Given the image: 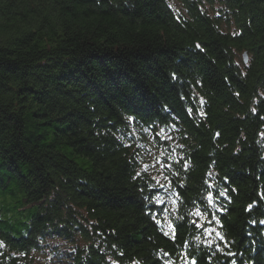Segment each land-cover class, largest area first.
<instances>
[{
	"label": "trees",
	"instance_id": "1",
	"mask_svg": "<svg viewBox=\"0 0 264 264\" xmlns=\"http://www.w3.org/2000/svg\"><path fill=\"white\" fill-rule=\"evenodd\" d=\"M177 1L0 0V264H264V0Z\"/></svg>",
	"mask_w": 264,
	"mask_h": 264
},
{
	"label": "rangeland",
	"instance_id": "2",
	"mask_svg": "<svg viewBox=\"0 0 264 264\" xmlns=\"http://www.w3.org/2000/svg\"><path fill=\"white\" fill-rule=\"evenodd\" d=\"M169 2L176 11L181 9V5L177 0H169ZM238 61L241 62V55L238 56ZM158 178L159 177H155V180H158ZM159 186L162 187L163 185ZM171 200H174V197L171 196ZM161 218H163L164 224H169L167 216H163ZM72 247H74L72 244H66L58 239H51L48 241L47 248L43 250V254L35 255V264H72L67 257V254H73L74 248Z\"/></svg>",
	"mask_w": 264,
	"mask_h": 264
},
{
	"label": "bare ground",
	"instance_id": "3",
	"mask_svg": "<svg viewBox=\"0 0 264 264\" xmlns=\"http://www.w3.org/2000/svg\"><path fill=\"white\" fill-rule=\"evenodd\" d=\"M240 55H241V63L244 64V65H246L248 63V56H247V54L245 52H243ZM243 55L245 56L246 61L243 60ZM165 264H168V263H165Z\"/></svg>",
	"mask_w": 264,
	"mask_h": 264
},
{
	"label": "snow or ice",
	"instance_id": "4",
	"mask_svg": "<svg viewBox=\"0 0 264 264\" xmlns=\"http://www.w3.org/2000/svg\"><path fill=\"white\" fill-rule=\"evenodd\" d=\"M197 47H199V45H197ZM191 111V109H189V112ZM129 119H131V118H129ZM220 195H223V193H220ZM145 199H147V197H145ZM208 199H209V201L211 202V200H212V196H211V194L209 195V197H208ZM3 242H0V244H2ZM217 247H219V245H217ZM192 264H195V261L194 260H192Z\"/></svg>",
	"mask_w": 264,
	"mask_h": 264
},
{
	"label": "water",
	"instance_id": "5",
	"mask_svg": "<svg viewBox=\"0 0 264 264\" xmlns=\"http://www.w3.org/2000/svg\"><path fill=\"white\" fill-rule=\"evenodd\" d=\"M243 60H244V61H246V58H245V56H244V55H243Z\"/></svg>",
	"mask_w": 264,
	"mask_h": 264
}]
</instances>
